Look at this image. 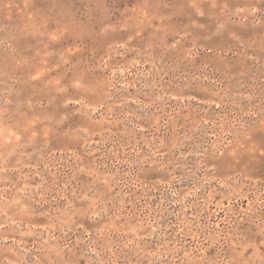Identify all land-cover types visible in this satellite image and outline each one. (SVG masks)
<instances>
[{
    "label": "rangeland",
    "instance_id": "374dc122",
    "mask_svg": "<svg viewBox=\"0 0 264 264\" xmlns=\"http://www.w3.org/2000/svg\"><path fill=\"white\" fill-rule=\"evenodd\" d=\"M0 264H264V0H0Z\"/></svg>",
    "mask_w": 264,
    "mask_h": 264
}]
</instances>
